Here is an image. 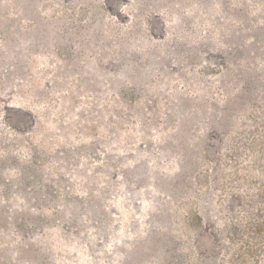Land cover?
<instances>
[{
  "label": "rangeland",
  "instance_id": "374dc122",
  "mask_svg": "<svg viewBox=\"0 0 264 264\" xmlns=\"http://www.w3.org/2000/svg\"><path fill=\"white\" fill-rule=\"evenodd\" d=\"M0 264H264V0H0Z\"/></svg>",
  "mask_w": 264,
  "mask_h": 264
}]
</instances>
